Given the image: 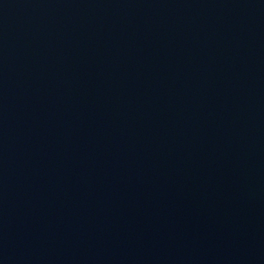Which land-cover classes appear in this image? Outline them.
Wrapping results in <instances>:
<instances>
[{"label":"water","instance_id":"1","mask_svg":"<svg viewBox=\"0 0 264 264\" xmlns=\"http://www.w3.org/2000/svg\"><path fill=\"white\" fill-rule=\"evenodd\" d=\"M0 264H264V0H0Z\"/></svg>","mask_w":264,"mask_h":264}]
</instances>
